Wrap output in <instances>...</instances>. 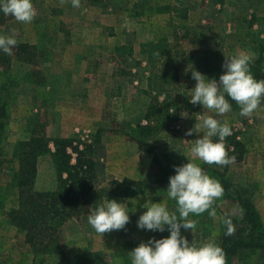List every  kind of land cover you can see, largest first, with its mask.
Returning a JSON list of instances; mask_svg holds the SVG:
<instances>
[{"label":"rangeland","instance_id":"rangeland-1","mask_svg":"<svg viewBox=\"0 0 264 264\" xmlns=\"http://www.w3.org/2000/svg\"><path fill=\"white\" fill-rule=\"evenodd\" d=\"M32 2L36 16L30 23L0 13V35H13L17 39L11 55L0 51V106L4 105L7 110V128L0 145V264H66L64 258L88 252L106 253L107 264H131L127 253L141 242L167 237V231L138 229L137 221L146 211L143 205L148 201H164L175 211V201L167 198L168 184L153 186L139 196L138 203L125 201L129 207L132 203L133 206L129 210L130 222L123 230L98 234L87 222L97 203L115 199L109 194L112 180L122 181L125 173L155 179L158 171L152 167L154 154L140 148L134 134L138 125L156 123L154 117L158 115H162L163 128L170 131L174 139L169 141L170 147L162 145L160 140L157 144L151 142L156 155L160 158L163 154L174 155L182 164L192 159L200 166L207 165L224 173L229 182L241 189H250L264 224V106L245 117L240 115V108L234 102L231 112L217 116L201 105L182 102L178 111L171 109L167 113L166 105L162 106L164 101L182 92L186 85L166 88L164 80H155L153 74L161 69L151 68L147 57L150 48L141 43L142 38L150 36L158 41L157 37L161 36L158 30L162 28L161 38L173 43L182 36L179 41H186L185 47L189 50L201 45L211 48L215 44L224 61L245 51L252 64L259 53L264 52V0H176L191 7V15L186 18L183 14L158 17L159 0H80L78 8L72 6L71 0ZM121 14L123 18L119 21ZM114 18L118 20L115 27L111 26ZM118 24L122 25V33L133 31L130 33L137 44L134 55L115 51L120 42L115 33L116 27L120 29ZM101 25L104 26L101 28ZM183 28L190 31L177 36V31ZM85 38H94L97 43L74 44L77 39L84 42ZM89 86L94 89L87 99ZM120 92L124 94L121 96ZM150 107L157 111L152 110L153 115L148 118ZM206 115L230 124L232 135L226 138V144L229 155L235 156L232 164L208 165L191 155L190 149L198 137L195 133L186 136L185 132L196 122H202ZM32 122L37 125L38 135L39 125L47 123L46 135L50 139L61 132L70 137L97 133L101 136L102 142L96 147L97 197L89 214L70 220L62 228L61 256L37 254L27 243L25 234L8 220V212L17 206L19 198L18 161L14 151L18 142L31 138ZM203 131L201 129V133ZM236 143H241L242 147H236ZM51 149H54L52 144ZM53 165L50 154L39 158L37 191L55 188L57 176ZM213 207L216 215L210 217L206 235L196 218L189 217L195 227L182 229V235L190 242L201 244L214 240L220 246L227 230L225 220L243 216L241 208L222 197L214 201ZM231 221L234 229L237 224ZM239 227L237 225L234 231ZM233 264H264V251L241 250Z\"/></svg>","mask_w":264,"mask_h":264},{"label":"trees","instance_id":"trees-1","mask_svg":"<svg viewBox=\"0 0 264 264\" xmlns=\"http://www.w3.org/2000/svg\"><path fill=\"white\" fill-rule=\"evenodd\" d=\"M177 10V9H175ZM148 64L151 68L160 67V71L153 74L155 80H164V87L173 85L178 87L185 84L182 92L170 95L164 101L166 112L171 109L179 110L182 102L190 104L191 91L196 86L192 78V71H199L208 78L219 79L223 74L224 60L218 47L212 50H186L177 39L170 42L161 38L156 43L148 45ZM26 47V45H22ZM119 54L133 53L132 47L120 46L116 48ZM250 70L253 76L264 79V52L259 53L258 58L252 62ZM170 79V80H169ZM232 104L234 102H231ZM264 106V105H262ZM157 109L149 108L147 117L153 115ZM162 115L154 117L156 123L148 126L138 125L135 129L134 140L140 148L154 154L152 167L158 172L154 180H133L125 178L122 181L112 180L109 186L110 197L115 199L135 198L144 194L155 185L169 184V177L175 175L174 167L181 166L171 154H163L160 158L151 145L163 130ZM7 110L0 106V145L3 143V132L7 128ZM31 138L18 142L14 157L18 161L17 182L18 203L8 212V220L26 236V241L37 254L49 256H61L60 235L62 228L72 219H78L83 214H89L99 188V173L97 166V145L101 136L78 135L71 138L50 139L46 135L47 123L37 125L32 122ZM51 144L54 149H51ZM236 147H242L236 143ZM50 154L54 164L57 183L54 189L37 191L35 189L38 162L42 155ZM205 172L217 179L224 188L223 199L236 204L243 210V216L233 219L234 224L240 227L231 235L227 230L223 234L220 247L224 250L225 264H233L239 252L244 249H258L264 251V224L261 215L254 203V194L250 189L229 182L225 174L208 167L201 166ZM197 224L203 228L206 235L209 230L210 217L208 211L199 216H194ZM204 235V236H205ZM108 255L104 252H88L76 255L72 258H64L66 264H107Z\"/></svg>","mask_w":264,"mask_h":264},{"label":"clouds","instance_id":"clouds-1","mask_svg":"<svg viewBox=\"0 0 264 264\" xmlns=\"http://www.w3.org/2000/svg\"><path fill=\"white\" fill-rule=\"evenodd\" d=\"M74 8L80 7V0H71ZM0 13L12 16L16 21L30 23L36 16L32 0H0ZM17 45L13 35H0V51L11 55ZM251 58L245 51L226 57L224 72L219 79L208 78L199 71H192V78L197 82L191 91L189 102L201 105L203 109L223 116L232 111V103L240 108L241 116H250L264 105V79H256L250 70ZM201 129H204L201 133ZM197 135L190 153L193 157L208 165L227 166L235 161L229 155L226 138L232 135V128L227 121L213 116L202 117V122L185 132L186 136ZM202 134V135H201ZM181 166H175V175L169 177L167 198L175 201L176 209L171 211L162 201H148L143 205L146 211L140 215L137 227L140 230L169 235L161 239L151 238L141 242L128 252L131 264H225L226 254L215 243L208 240L197 244L182 235L184 231L193 230L194 222L190 216H199L208 211L209 216L216 215L214 201L224 194L221 183L209 176L205 170L192 159ZM126 202L115 199L97 203L87 222L98 234L113 230H123L130 222ZM227 234L231 235L232 221L225 220Z\"/></svg>","mask_w":264,"mask_h":264},{"label":"crops","instance_id":"crops-1","mask_svg":"<svg viewBox=\"0 0 264 264\" xmlns=\"http://www.w3.org/2000/svg\"><path fill=\"white\" fill-rule=\"evenodd\" d=\"M176 0H159V3H157V7H156V10H157V16L159 17V16H169V15H172V14H183L184 15V18H186V16H188V15H191V7L190 6H188V5H186L187 3L186 2H184V4H179V3H177V2H175ZM182 2V1H181ZM183 3V2H182ZM175 9H177V10H175ZM155 10V11H156ZM121 18H123V16H122V14L120 15V19H119V21L121 20ZM115 20H117V18H114L113 19V22L111 23V26H114L115 27ZM118 21V20H117ZM191 22V21H190ZM190 22L189 23H187V24H189L190 25ZM119 25V27H120V29H121V31H120V29H118L117 27L115 28V33L116 34H118L119 35V40L118 41H120L119 43H117V47H120L119 45H120V43L121 44H125V45H131V46H127V47H132L133 48V53L131 54V55H134V52H136V47H135V45H137V44H135L134 43V35L133 34H131L130 32H133V31H130V32H128V31H125V32H123L122 33V25L121 24H118ZM104 26V25H103ZM102 25L100 26L101 28L103 27ZM167 28H169V27H167ZM104 29H105V27H104ZM190 28H183V30L182 31H177V36H181V35H186L187 33H186V31L187 30H189ZM190 31V30H189ZM163 32H164V29H162V28H159V30H158V33H159V35H161V36H159V37H157L158 39L160 38L161 39V37H163ZM186 33V34H185ZM179 38H182V36L181 37H179ZM179 38H178V40H179ZM159 39V40H160ZM84 40V42H82L81 41V39H77L76 41H75V43L74 44H77V43H83V44H89V45H94V44H96L97 42H95V39L93 38V40L91 39V38H88V39H83ZM142 40V42L141 43H143V44H151V43H156L157 42V39H153V37H148V38H146V37H144V38H142L141 39ZM170 41V40H169ZM173 41V40H172ZM182 41V40H181ZM171 42V41H170ZM182 43V46L186 49V50H189V49H187L186 47H185V44H186V41H182L181 42ZM124 45V46H125ZM116 47V48H117ZM126 47V46H125ZM215 47V44H213V47H211V48H208V47H203L202 45H201V47L200 48H198V49H196V50H212L213 48ZM115 51H116V49H115ZM189 51H192V50H189ZM137 53V52H136ZM90 87V86H89ZM87 88L88 90H87V92L88 93H86V96H87V99H88V94L91 92V89H94V88H92V87H90V88ZM120 94H121V96H122V94H124V92L122 93V92H120ZM172 111H175L174 109H172ZM138 120H140V119H138ZM145 123H147V121L145 122ZM100 129V128H99ZM98 129V130H99ZM97 130V131H98ZM163 131V132H162ZM161 131V133L155 138V139H153V141L152 142H155L156 144H157V141L158 140H160L161 141V143H162V145H164L165 147H170V143H169V141H172L174 138H173V135H172V133L170 132V131H168V130H166V129H164L163 128V130ZM71 135H64V133H59L56 137H54V138H71L70 137ZM76 136V135H75ZM74 136V137H75ZM169 143V144H168ZM173 157V159L176 161V162H179L175 157H174V155L172 156ZM182 163V162H181ZM54 166V165H53ZM131 174H128V173H125V175L124 176H126L125 178H130V179H133V180H143V179H145V178H147L146 177V175H143L142 176V174L141 175H139V176H137V177H134V176H130ZM54 189V188H53ZM50 190H52V189H50ZM138 200H141V197H139V196H137V197H135V198H127V199H120V201H126V202H137ZM138 203V202H137ZM129 204H131V203H129ZM133 206V203H132V205H131V207ZM131 207H129L128 206V212H129V210H132V208Z\"/></svg>","mask_w":264,"mask_h":264}]
</instances>
